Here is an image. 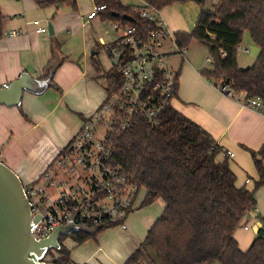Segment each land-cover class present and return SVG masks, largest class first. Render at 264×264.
Wrapping results in <instances>:
<instances>
[{
    "label": "crops",
    "instance_id": "0c3cea01",
    "mask_svg": "<svg viewBox=\"0 0 264 264\" xmlns=\"http://www.w3.org/2000/svg\"><path fill=\"white\" fill-rule=\"evenodd\" d=\"M93 2L94 0L89 3L76 0L73 7L67 4L41 6L37 0H0V12L3 15L0 86L17 78L22 71L40 77L53 66L52 83L41 93L23 91L20 105L0 104V159L16 170L22 181L24 179L27 183L42 172L58 150L78 130L83 119L105 97V89L95 79L99 71L93 62H99L102 70L111 67L105 44L113 41L115 31L111 28L112 31L98 33L97 36H78L77 33L70 37L67 35V29L75 30L79 26H88L95 31L103 18L107 19L102 12L87 18ZM121 2L127 5L142 3L141 0H136L135 3ZM174 3L171 9L176 15V12H180V6L176 4L178 2ZM34 20H38V23ZM170 21L174 23L177 31H189L188 26L182 27L176 18ZM48 23L52 24V33L48 30ZM40 27H46V30L42 31ZM10 29L18 32L7 35L5 32ZM75 39L80 41L76 48L71 42H66ZM53 40L60 42V49H53ZM102 52L109 61L107 68L98 57ZM178 57L176 63L172 64L179 72L176 92L171 101L172 107L212 135L221 147L216 160L226 158L235 174V184L252 189L259 174L249 149L264 148V109L244 105L243 91L234 90L227 95L219 89V82L201 74V69L211 66V62L207 61L208 55L204 58L203 66L197 61L189 60L187 48ZM254 59H245L242 62L237 59V62L239 66H245L250 65ZM229 151L233 155L230 156ZM262 162L264 164V157ZM262 189L264 184L255 190V209L241 219L233 232L238 246L243 250L249 246L259 230L264 232L259 221L264 218ZM163 206V200L157 198L130 212L125 220V228L120 225L106 227L93 239L76 243L72 238L65 237L63 244L69 249V262L122 264L143 240ZM246 224L247 228L244 227ZM114 230L121 232L111 239L110 233ZM147 252L148 255L132 264H153L152 251L148 249Z\"/></svg>",
    "mask_w": 264,
    "mask_h": 264
},
{
    "label": "trees",
    "instance_id": "16d2710c",
    "mask_svg": "<svg viewBox=\"0 0 264 264\" xmlns=\"http://www.w3.org/2000/svg\"><path fill=\"white\" fill-rule=\"evenodd\" d=\"M158 8L177 1L144 0ZM201 4L191 32L175 31L179 47L188 45L195 37L203 43L211 58V66L200 73L216 82L228 83L246 96H259L264 101V0H217L206 6V0H191ZM104 3L103 16L123 19L138 25L148 21L133 12L134 5L121 0H94ZM41 6L67 4L76 0H37ZM117 13V15H115ZM130 14L132 21L122 18ZM3 15L0 12V36L3 35ZM244 31L259 46L254 61L247 69H240L236 52ZM53 49L60 42L53 40ZM52 49V51H53ZM221 51L225 54L221 55ZM99 73L95 79L106 92H114L120 85V74L112 66L107 70L93 62ZM264 109V108H263ZM114 161L125 167L140 185L134 207L150 204L157 198L163 209L146 231L143 240L122 264L139 262L152 250L153 264H264V232L259 230L246 249L238 246L233 235L241 219L256 205L255 190L264 184V148L249 149L259 178L252 189L235 184V174L228 160H216L220 145L202 126L172 106H168L158 123L151 126L140 116H134L132 125L116 136ZM116 222L96 227L85 224V230L72 231L59 237L60 247L51 248L48 261L66 264L69 249L63 239L70 236L76 243L89 238ZM56 256H53L54 253ZM86 264V263H84Z\"/></svg>",
    "mask_w": 264,
    "mask_h": 264
},
{
    "label": "built area",
    "instance_id": "2783aa9c",
    "mask_svg": "<svg viewBox=\"0 0 264 264\" xmlns=\"http://www.w3.org/2000/svg\"><path fill=\"white\" fill-rule=\"evenodd\" d=\"M141 1L133 6V12L147 20V24L107 18L116 35L105 44V49L111 67L120 74V85L114 92H105L98 107L83 119L42 172L23 185L31 216L40 215L31 230L36 238L47 236L69 219L81 223L84 230L85 224L96 227L106 222L126 227L125 220L137 201L140 185L125 167L114 161V138L132 125L134 116H140L151 126L158 123L164 110L172 106L178 83L179 72L170 62V55L185 53V47H179L174 32L169 31L160 8ZM105 8L104 3H94L87 18ZM39 29L44 31L46 27ZM17 32L10 29L5 33ZM237 48L248 50L241 41ZM207 61L211 62L209 56ZM219 89L227 95L234 92L226 82ZM242 102L264 108L259 96L244 95ZM228 154L233 155L231 151ZM259 221L264 227V218Z\"/></svg>",
    "mask_w": 264,
    "mask_h": 264
},
{
    "label": "water",
    "instance_id": "95a60500",
    "mask_svg": "<svg viewBox=\"0 0 264 264\" xmlns=\"http://www.w3.org/2000/svg\"><path fill=\"white\" fill-rule=\"evenodd\" d=\"M122 18L134 19L127 13L122 14ZM48 30L52 33L51 23H48ZM248 67L240 66V69ZM52 74L53 66L40 77L22 71L17 78L0 86V104L20 105L23 91L41 93L52 83ZM39 217V214L31 216L20 176L0 159V264H59L45 259L47 251L60 247L61 235L84 230L81 223L69 219L56 226L47 236L36 238L31 230Z\"/></svg>",
    "mask_w": 264,
    "mask_h": 264
},
{
    "label": "rangeland",
    "instance_id": "374dc122",
    "mask_svg": "<svg viewBox=\"0 0 264 264\" xmlns=\"http://www.w3.org/2000/svg\"><path fill=\"white\" fill-rule=\"evenodd\" d=\"M122 1H129L127 3H132V2L135 3L136 2V0H122ZM83 2L89 3V2H91V0H83ZM177 2L178 3H176V4H179V6H180L179 7L180 12H176V15L173 13V11L171 9V6H173L175 3L174 4L172 3V5H167L165 7H162L160 9V12H161L163 18L166 20V23H167V26H168V29L170 32L178 30V29H176L174 23L172 21H170L171 19H174V18H176V20H179L181 22L180 25L182 27L187 28V26H188L189 31H185V32H191L193 27H194L198 13L201 9V4H198V3L191 1V0L177 1ZM93 4H94V2H93ZM205 4H206V6H209L212 4V2H211V0H206ZM77 31H79V33ZM95 31L88 26H86V27L85 26H79L75 30H73L72 28L67 29V35L70 37V36L75 35L77 33L78 36L79 35H81V36L92 35V34H93V36H97L98 33L105 34L107 32L112 31V29H111V26L109 25L108 20L103 18V21L100 23V25L98 26V28ZM66 42H69V43L71 42L75 48L80 43V41L78 39L68 40ZM241 43L245 44L248 47V51L245 52V51L241 50L240 48H238L237 52H236L237 59L240 62H242L245 59H247V60L254 59L256 57V55L258 54L257 52L259 51V46L256 45L252 41V39L249 36L248 31H244L242 38H241ZM168 46L173 48L172 43H168ZM186 48H187V57L189 58V60L197 61L201 66L205 65L204 58L206 55H208V50L203 43L198 41L195 37H192L190 39L188 45L186 46ZM178 56H179V53L171 54L170 58H169L170 62L172 64H175L179 58ZM98 57L101 60V62L103 63V66L105 68L109 67V61L105 57L103 52L101 54H99ZM14 171L16 173H18L16 170H14ZM22 183H23V185H25L27 182H25V180L23 179ZM141 194L142 195L144 194V188H142L139 196H141ZM261 199H262V201H264V189H262V198ZM140 208L141 207H139L135 210H138ZM135 210H133V211H135ZM119 232H121V231L114 230L113 232L110 233V238L111 239L116 238V236L119 235ZM68 237H70V236H68ZM149 251H152V250L149 249ZM56 255H57V253L55 252L53 254V256H56ZM50 257H51V255H48V256H46V259H48ZM67 263L68 264H76L73 262H67Z\"/></svg>",
    "mask_w": 264,
    "mask_h": 264
}]
</instances>
